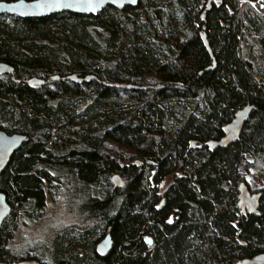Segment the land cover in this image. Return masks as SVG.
Returning a JSON list of instances; mask_svg holds the SVG:
<instances>
[{
	"label": "trees",
	"instance_id": "1",
	"mask_svg": "<svg viewBox=\"0 0 264 264\" xmlns=\"http://www.w3.org/2000/svg\"><path fill=\"white\" fill-rule=\"evenodd\" d=\"M253 2L212 3L204 21L207 0L0 16V62L14 70L0 76V130L26 137L0 175L11 207L0 264H235L264 253V188L258 215L237 204L245 173L264 174V1ZM247 105L239 138L205 147ZM60 196L76 221L46 246L10 248L19 222H39Z\"/></svg>",
	"mask_w": 264,
	"mask_h": 264
},
{
	"label": "water",
	"instance_id": "2",
	"mask_svg": "<svg viewBox=\"0 0 264 264\" xmlns=\"http://www.w3.org/2000/svg\"><path fill=\"white\" fill-rule=\"evenodd\" d=\"M223 0H207L206 8L202 14L203 21L205 20L206 13L210 10L212 3H221ZM248 2H252L253 0H245ZM23 2L25 5H33L38 3L39 0L33 1H26V0H16V1H0V16H13L19 19H29L35 18L40 19L44 17H48L54 14L60 13H72L78 15H90L96 16L100 12H102L105 8H113L115 10H123L125 8H135L139 4V0H136L134 4L130 3L129 0H116L115 3H112L111 0H106L104 4L101 5L100 8L96 9L93 12L88 10H78L76 8L73 9H60V8H45V9H38L33 7H27L24 9L16 8L15 5ZM201 38L204 42V45L208 48V43L205 39L204 28L201 33ZM13 68L5 63L0 62V76L1 75H11L13 74ZM59 77L54 76L50 80L51 81H59ZM65 80L72 81L74 83H83L85 79L77 78L75 75H69L65 78ZM25 83L28 86H41L44 84L43 79L32 78ZM253 110V106L247 105L242 109L238 110L232 121L227 124L222 132L223 136L216 141H208L205 143V147L209 150H215L218 148H227L228 146L232 145L240 136L246 122L248 121L251 112ZM26 137L20 134H7L4 131L0 130V175L8 166L12 156L16 153L22 145L25 143ZM196 146L193 142L190 143V149H195ZM111 181L115 188H120L123 186L124 182L118 175H113L111 177ZM261 199V193H251L245 183H241L238 187V196H237V204L242 214H254L258 215V207L259 201ZM161 201V205H162ZM160 205V208H161ZM11 213V207L6 200V196L0 192V228L5 222V220L9 217ZM151 240L150 237L146 236L144 241ZM147 243V242H146ZM112 239L110 235H105L96 245L95 253L99 258H105L112 249ZM148 246H152L151 244L147 243ZM17 264H39L36 261H21ZM235 264H264V253L258 254L250 259L241 260Z\"/></svg>",
	"mask_w": 264,
	"mask_h": 264
},
{
	"label": "rangeland",
	"instance_id": "3",
	"mask_svg": "<svg viewBox=\"0 0 264 264\" xmlns=\"http://www.w3.org/2000/svg\"><path fill=\"white\" fill-rule=\"evenodd\" d=\"M263 1L258 0L261 3ZM250 3L251 5H255L253 1ZM151 173L153 174L152 171ZM245 176L248 189L251 193L259 192L264 188L263 173L250 171L249 173H245ZM171 183V177L162 182L159 186L160 192H164ZM75 221L76 216L66 208L63 196H60L56 201L47 199L42 219L37 223L22 219L8 246L17 252H25L37 246H46L55 234L72 225Z\"/></svg>",
	"mask_w": 264,
	"mask_h": 264
},
{
	"label": "snow or ice",
	"instance_id": "4",
	"mask_svg": "<svg viewBox=\"0 0 264 264\" xmlns=\"http://www.w3.org/2000/svg\"><path fill=\"white\" fill-rule=\"evenodd\" d=\"M106 0H39L38 3H35L31 6L25 5L23 2L15 5L14 7L24 9L27 7H33L38 9L45 8H60V9H73L78 10H88L90 12L95 11L104 4ZM112 3H115L116 0H111ZM130 3L134 4L136 0H129ZM168 223L171 224L172 220L169 219ZM147 243L151 244V240H146Z\"/></svg>",
	"mask_w": 264,
	"mask_h": 264
},
{
	"label": "flooded vegetation",
	"instance_id": "5",
	"mask_svg": "<svg viewBox=\"0 0 264 264\" xmlns=\"http://www.w3.org/2000/svg\"><path fill=\"white\" fill-rule=\"evenodd\" d=\"M160 205H161V202H160ZM160 205H159V207H160ZM161 207H162V205H161ZM107 235H109V234H107Z\"/></svg>",
	"mask_w": 264,
	"mask_h": 264
}]
</instances>
